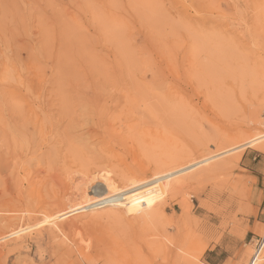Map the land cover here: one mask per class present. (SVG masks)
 I'll return each instance as SVG.
<instances>
[{
    "label": "rangeland",
    "instance_id": "rangeland-1",
    "mask_svg": "<svg viewBox=\"0 0 264 264\" xmlns=\"http://www.w3.org/2000/svg\"><path fill=\"white\" fill-rule=\"evenodd\" d=\"M247 1L0 0V264H249L264 42ZM128 174L132 205L84 226ZM159 176L176 187L138 204Z\"/></svg>",
    "mask_w": 264,
    "mask_h": 264
},
{
    "label": "bare ground",
    "instance_id": "bare-ground-1",
    "mask_svg": "<svg viewBox=\"0 0 264 264\" xmlns=\"http://www.w3.org/2000/svg\"><path fill=\"white\" fill-rule=\"evenodd\" d=\"M247 12H248L247 15H246L247 17H245L246 18V20H245L246 21V25H248V28H247V31H246L247 32V36L252 42H254L255 44H258L260 46L262 44V42H264V0H248L247 1ZM247 41H248V39H247ZM261 139H264V137L261 138ZM251 144H252V142H251ZM179 160L180 159H177L175 161L173 160V162H171V163L167 164V166L166 165L165 166L167 167V169H170L172 171V173H173L174 172L173 170H176V169L180 170L179 169L180 167L178 166ZM144 174H145V172H144ZM133 175H131V174L121 175V176L118 175L119 176L118 178H116V177L111 178V179L108 178L109 180H105V178H104L103 179L104 180L103 187L105 188V191H109V190L112 189L115 192H114L113 195L109 196L106 199L104 198V200L102 199L103 201L98 202L96 204L98 205V207L103 206V205H106L108 208H109V206H114V207L116 206L117 209H114V210L109 209V210H107L105 212H102V213L99 212L98 214H90V215L83 214V215H87V216L84 217L86 219V221L85 222L82 221L84 223V224L83 223L82 224L84 226H88L89 227L90 224H92V223L99 222V221H102V220H108L111 217L117 216V213L118 214L122 213V212H120V208L121 207H129V206H131L132 202H131L130 196L135 194V193H137L140 190V188H141V185H137V186L135 184H133V186L132 185H127V183L130 184L131 182H133L134 179H136V177L133 176ZM163 178H164V176H159V177H156L154 179L146 181V183L144 182L145 184L142 185V187L146 188V192L143 193L144 195L142 194V197L140 196L138 199H136L138 204H142V203L146 202L147 199H149V198H155V197L161 195L163 188H166L169 191H172L176 187V185H174V183L178 179H175L176 181L172 180L170 182L167 181V182L163 183L164 181L162 182V180L166 179V178H164V179ZM99 200H101V199H99ZM94 210H96V209H94ZM143 211L145 213H151L152 212V208L148 207V208H145ZM65 214L66 213L62 214L64 216L59 215L57 217V220H61L62 218H65V216H69L68 214H66V215ZM84 218H81V219H84ZM3 219L4 218H2V220ZM81 219H80V221H81ZM88 230L89 229H87V231ZM88 233H90V232H88ZM1 241H2V239H1ZM88 248H90V247H88ZM146 248H147L148 253L149 252L150 253L151 252L152 253H154V252L156 253V252H159L160 250H162V247H160V245L155 243V242L147 243ZM118 249H121V251H129L131 248H128V246L123 245V246H118ZM83 256H84V258L86 260L90 259V258L91 259L94 258V256H92L90 254L86 255V252H84Z\"/></svg>",
    "mask_w": 264,
    "mask_h": 264
},
{
    "label": "built area",
    "instance_id": "built-area-1",
    "mask_svg": "<svg viewBox=\"0 0 264 264\" xmlns=\"http://www.w3.org/2000/svg\"><path fill=\"white\" fill-rule=\"evenodd\" d=\"M264 253V233L256 239L249 264H260Z\"/></svg>",
    "mask_w": 264,
    "mask_h": 264
}]
</instances>
